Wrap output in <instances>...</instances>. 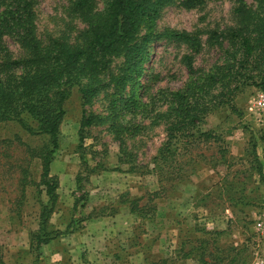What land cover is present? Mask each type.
I'll return each mask as SVG.
<instances>
[{
  "label": "rangeland",
  "instance_id": "1",
  "mask_svg": "<svg viewBox=\"0 0 264 264\" xmlns=\"http://www.w3.org/2000/svg\"><path fill=\"white\" fill-rule=\"evenodd\" d=\"M73 1L33 0L38 39L76 41L85 21L72 12ZM183 1L171 0L159 10L153 32L198 34V52L193 53L175 38L154 36L139 76L127 85L115 111L109 109L112 90L107 73L100 77V91L84 105L79 88L89 81L71 87L63 103L58 148L50 164V174L57 177V200L44 231L52 238L38 249L30 244L36 241L34 233L43 235L38 223L47 196L39 184L40 161L29 160L21 143L35 147L46 137L30 135L15 121L0 122L2 261L201 264L200 245L207 264H215L211 258L216 254L224 259L220 264H264V114L259 117L248 110L260 89L256 83L264 70V58L242 71L250 73L252 79L227 76L229 84H217L199 100L209 108L192 132L195 136L212 133L216 139L200 137L188 142L191 139L186 135L170 141L166 136L172 118L167 101L170 91L181 88L191 76L226 71L231 63L234 69L238 66L235 59L239 55L227 40L212 44L210 34H225L236 28L245 16L243 7L263 13L264 9L257 7L255 0H202L192 8L183 6ZM94 2L96 9L102 8L103 0ZM4 41L13 56L20 55L12 38L5 37ZM185 55L192 58L195 72L191 76ZM122 61V56L111 57L107 72L116 73ZM129 97L136 102L124 107ZM83 113L97 115L102 121L79 132ZM112 124L130 130L117 135ZM24 170L28 181L23 184L21 197ZM154 191L159 193L152 201L153 216L124 214L119 220L124 230L116 232L120 244L117 254L102 262L95 254L86 253L81 243L87 221L113 216L121 199L136 198L138 205H145ZM191 250L188 256L184 254ZM55 252L58 255H53Z\"/></svg>",
  "mask_w": 264,
  "mask_h": 264
},
{
  "label": "trees",
  "instance_id": "2",
  "mask_svg": "<svg viewBox=\"0 0 264 264\" xmlns=\"http://www.w3.org/2000/svg\"><path fill=\"white\" fill-rule=\"evenodd\" d=\"M255 1L257 7L264 9V0ZM170 2L171 0H103L102 8L96 9L94 0H74L71 10L85 21V26L79 31L76 41L69 43L55 38L40 40L36 37L33 0H0V122L15 121L30 135L46 137L45 142L35 147L21 143L25 146L29 160L36 158L40 161L39 184L47 196L38 223V231L43 232V235L34 233L36 241H31L30 247L34 245L38 249L52 238L47 237L44 231L49 225L48 215L57 200V177L50 174V164L54 151L58 148L59 128L65 114L63 103L70 94L71 87L80 85L83 80L89 81V85L84 87L83 84L79 88L84 105L100 91V77L107 73L112 90L109 109L115 111L127 85L134 83L139 76L142 64L148 57V43L154 36L175 38L193 53L200 50L201 40L198 34L183 31L153 32L159 10ZM201 2L202 0H184L182 5L192 8ZM242 13L245 16L236 28L228 29L225 34L212 32L209 36L212 44H221L223 40H227L239 55L235 59L238 65L236 69L231 63L226 66V71L208 72L202 77L194 78L191 76L195 72L191 55L183 57L191 78L168 95L172 116L166 127L168 140L186 135L191 139H187L188 142H194L200 137L204 140L214 139L212 133L201 132L195 136L192 132L209 108L199 103V100L217 84H229L230 77L227 76L234 78L236 75H243L246 79L253 78L250 73L242 71L251 62L257 63L260 58H264V13L245 7ZM5 37L12 38L18 45L21 50L19 56L12 55L5 44ZM116 56H122V64L116 73L107 72L111 57ZM232 56L235 58L236 54L233 53ZM257 77L259 81L256 85L264 92V70ZM126 99L129 101L125 102L124 107L130 106V102H136L133 97ZM101 121L97 115L83 113L79 132ZM112 128L117 135L130 130L119 124H112ZM166 151L170 153L169 148ZM26 175L27 171L24 170L20 180L21 197L24 194L23 184L28 181ZM158 193L152 192L145 205H138L139 200L136 198L121 199L120 204L128 205L131 213L142 218L153 216L155 206L152 201L158 197ZM199 250L201 264L209 263L204 258L200 245ZM191 252L192 250L184 254L188 256ZM211 259V263L215 264L224 261L219 254ZM0 264H5L1 257Z\"/></svg>",
  "mask_w": 264,
  "mask_h": 264
},
{
  "label": "crops",
  "instance_id": "3",
  "mask_svg": "<svg viewBox=\"0 0 264 264\" xmlns=\"http://www.w3.org/2000/svg\"><path fill=\"white\" fill-rule=\"evenodd\" d=\"M60 185L61 183H59ZM124 214L125 216H131L133 213L130 212L126 204H120L113 216H100L86 222L83 228L86 236L82 241L83 243H81L88 250L86 253L95 254L96 257L102 259V262H106L108 257L117 254L115 252L120 249V244L117 243L118 240L115 236H117V231L124 230L119 222L124 217ZM89 234L93 236H87ZM67 242L69 241L64 240L65 244H68ZM53 255H58V252ZM3 262L9 264L5 259H3Z\"/></svg>",
  "mask_w": 264,
  "mask_h": 264
},
{
  "label": "built area",
  "instance_id": "4",
  "mask_svg": "<svg viewBox=\"0 0 264 264\" xmlns=\"http://www.w3.org/2000/svg\"><path fill=\"white\" fill-rule=\"evenodd\" d=\"M248 110L251 113H254V114L257 113L259 117L264 114V92L263 91L258 90L255 93ZM258 226H260V223H258Z\"/></svg>",
  "mask_w": 264,
  "mask_h": 264
}]
</instances>
